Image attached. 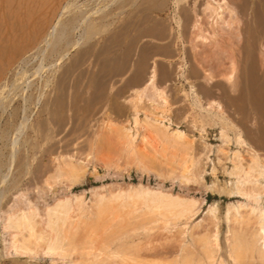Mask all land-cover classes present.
<instances>
[{
  "label": "bare ground",
  "instance_id": "bare-ground-1",
  "mask_svg": "<svg viewBox=\"0 0 264 264\" xmlns=\"http://www.w3.org/2000/svg\"><path fill=\"white\" fill-rule=\"evenodd\" d=\"M93 1L96 0H85L78 4L76 0H67L58 16L66 13L68 16L49 25L39 39L25 50L27 54L20 57L16 65L7 67L0 77V111L3 112L10 105L16 91L24 86H32V91L38 93L36 100H39L38 91L48 87L56 73L51 68L42 75L43 61L52 63L65 54L66 46L72 42L88 40L97 26L91 20V14L101 13V25L107 23L104 19L111 14L105 11L108 5L95 8L97 3ZM135 1L123 0L120 3L130 7L129 4ZM171 4L174 13L170 18L175 24L176 36L173 35L172 43L162 48L166 52H161L162 55L169 56L166 57L167 65L159 63L158 66V62L152 60L146 78H141L139 73L140 77L135 83L138 88L134 92L138 94V102L143 94L149 97L150 105L148 111L143 112V123L140 124L139 109L133 102L122 125L112 130L121 139L126 153H137L140 159L152 155L149 159L178 164L184 179L200 181L211 193L230 201L223 211L217 200L211 202L202 217L194 221L201 209L198 198L138 181L129 183L131 185L125 188L121 186L103 192L92 188L88 200L84 191L68 192L40 206L19 190L15 175L8 179L14 161L20 157V146L24 148L23 165L27 168L29 159L34 155L33 149L39 145L30 135L21 144L19 142L27 121L28 106L23 105L18 107L20 112L22 110L23 120L11 121V113L8 116L12 118L11 122L0 131V185L4 186L0 189V244L4 247L0 258L3 255L18 261L25 258L22 259L23 264H41L42 260L48 261V264H264V128L258 132L245 130L232 118V109L228 110L233 104H237V108L238 102H243L256 112L255 119L264 115V0H172ZM169 24L162 21L159 26L157 23L156 28L160 33L164 31L167 38L171 31ZM7 25L1 55L6 49H15L19 45V40L13 41L17 38V20ZM76 29L79 30L77 38L74 35ZM187 35L190 37V50L197 54L200 52L197 50L199 46L202 49L209 44L221 43L217 45L223 47V53L226 52V69H232L225 83L217 82L211 73L205 75L208 77L205 83L209 85H196L197 81L192 83L188 80V72L195 70L188 65V71L186 52L180 56V63L173 61L177 53L175 39L180 40L183 48L182 37ZM200 53L205 54L204 51ZM35 55L40 58L38 63L30 65V71L27 64ZM197 57L194 55L192 59ZM220 65L221 69L223 63ZM133 66L137 67L135 64ZM236 69L240 72L239 79L232 75ZM30 75H38L39 79L36 78L34 83ZM181 82L188 83L186 92L183 88L182 91L190 109H195L199 121L209 125V128L197 126L193 119L187 134L178 126L173 127L169 112L158 108L175 101L173 98L176 95L168 94L167 88L170 90L172 85L179 88ZM28 98L23 96L24 103L27 101L29 105L32 100ZM211 134L218 144L209 142ZM253 138L260 146L252 141ZM196 142L200 143L201 152L196 149L193 153ZM52 160L55 161L53 172L43 179L47 188H50L52 181H67L71 186L75 177L83 171L81 161L71 155L54 157ZM207 173L209 183L205 180ZM218 173L223 175L222 180L218 178ZM12 191L15 192L11 197L16 201L23 198V203L8 205L3 210V198ZM90 220L93 226L96 224L93 230H99L91 233L98 235L97 232L103 230L104 233L100 234L97 244L90 233L79 246L81 242H75V232L83 222L90 225ZM98 220L103 224L96 223ZM93 226L90 225V228ZM103 226L105 229H101ZM102 234L105 236L101 237ZM149 236L150 240L144 246Z\"/></svg>",
  "mask_w": 264,
  "mask_h": 264
},
{
  "label": "rangeland",
  "instance_id": "rangeland-1",
  "mask_svg": "<svg viewBox=\"0 0 264 264\" xmlns=\"http://www.w3.org/2000/svg\"><path fill=\"white\" fill-rule=\"evenodd\" d=\"M66 1L67 0H0V44H3V46L0 45V51L2 47L4 49L5 37L7 35V23L17 20L18 26L15 31V36L17 38L13 41L17 42V40H19V45L15 49L8 48L2 55L0 54V77L4 74L7 67L16 65L18 59L27 54L25 50L39 39V36L44 33L49 25L55 24L58 19H64L68 16L67 13L58 16L61 6H63ZM84 1L85 0H76L78 4ZM122 1L123 0H114L113 2H110V0L93 1L94 4L97 3L95 8L99 6L104 8V5H108L105 11L108 10L111 14L104 19V22L107 23L104 26L101 25L100 19L103 17L101 13L96 12L91 14V20L97 24V26L95 32L88 40H82L79 43L72 42L70 45L66 46L67 51L65 54L52 63H50L49 60L43 61L44 68L41 71L42 75H45L51 68H54L56 73L49 86L45 87L43 91H38L40 93L39 100H36L38 93L32 91V86L28 88L24 86L22 89L16 91L15 98H13L10 105L3 112L0 111L1 131L6 124L13 120L15 122L22 121L23 113H21L22 110L21 112L19 111L18 107L23 105L28 106L26 110L27 121L24 128L28 135L23 131L24 135L23 133L20 135L19 142L21 144L22 141L30 135V137L39 144L33 149L32 153L34 155L29 159L27 168L23 165L24 158L22 156L24 155V148L22 145L20 146V152H18L20 157L14 161L11 168L12 173H9L8 179H11V176L15 175V177L18 178L19 190L24 191L28 199L35 201L40 206H42L43 203L51 202L53 200L52 198L60 197L62 194L67 195L68 192L74 194L84 191L85 198L88 200L90 194L89 190H92V188L99 192H103L102 190H114L121 186L125 188L139 181L140 183L143 182V184H149V186H160L164 189H170L175 193L179 192L186 196L198 198L197 200L201 201V209L199 211L200 214L198 213L194 221H198V219L202 217L208 204L213 201L217 200L216 202L219 203L221 208L220 210L223 211L222 209H224V206L230 200L211 193L202 182V185L199 183L200 181L191 182L190 180L187 181L184 179L181 176L178 164L176 165L170 162L166 164L165 162H159L157 159L152 160L149 159L150 155L148 158L145 157V159H140L137 157V153L136 155L126 153L122 147L121 139H119L117 134H115L116 132L112 130L113 127L119 126V124L122 125L124 119L129 114L133 102L137 104L139 109V116L141 118L140 124L143 123V112L148 111L150 105L148 100L149 97L143 94L141 101L138 102V94L134 92V90L138 88L135 83L140 77V74L141 78H146L145 75L147 76L148 74V67H150L152 60H156L158 66L159 63L167 65V60L165 59H149L150 51L145 50L140 52L139 50H141V48L139 49V46L152 47L162 42L161 39L157 38L160 33L156 29L159 26V22L162 21L170 23L169 28H171V37H166L168 43H172L171 39L173 35L176 36L175 24L170 18L174 13V8L171 4L172 0H136L134 4H129L131 8L128 7V5L125 6L123 3H120ZM163 5L164 7L166 6V8H164ZM149 30H152L156 37L153 33L148 32ZM78 34L79 30L76 29L74 34L75 38H77ZM186 38H188V41L190 38L189 35L182 37L185 45L183 48L181 47V42H179L180 40L177 38L175 39L177 43H174V45L177 53L175 55L176 58L173 57V61L175 63H180V56L182 54L184 56L186 52L187 55H185V60H187V57L188 71L190 67L192 70L196 71L191 72L190 70V72H188V80L192 83H196L197 81L196 85L203 83L208 84L207 82L205 83L208 78L207 76L205 77V75L211 73L217 82L223 81V83H225L227 81L226 76L232 69H226V67H228V62L225 59L226 52L223 53L225 50L222 49V46L220 48L218 47L217 44L220 42L217 44H209L208 46L206 45L205 47L207 48L203 46L204 44H200L203 48L201 49V46H199L197 50H200V52L204 51L205 54L200 52L197 54L190 50L191 43L188 41V44ZM206 50L207 53L205 52ZM138 51L139 53H137ZM194 55H198L197 59H192ZM218 56L223 58H218ZM39 58V55H35L31 61H29L27 67L30 68L31 64L38 63ZM212 58H214V61ZM217 59H220V64L223 63V69L222 67L220 69L221 65L217 62ZM124 61H126V63H124ZM133 63L137 67H134ZM191 65H195L196 69L195 67L193 69ZM214 65H217L219 68L218 71L216 70L217 67L214 68ZM31 70L30 68V71ZM145 70L147 72H145ZM219 71L220 74L218 73ZM196 73H199L200 76ZM239 73V70L236 69L232 75L234 78L239 79ZM37 76L38 75H30L29 78L35 83V80L39 79ZM186 84L188 83L181 82V87L179 88L173 87V85L171 87L172 89L170 88L169 90L167 88L168 94L176 95V97L174 96L176 99L173 98L175 101L170 102V105L163 107L159 106L158 108L161 110L164 109L171 114L174 128L178 126L189 134V130L191 129L189 125L193 119L196 120L195 124H197V126L204 125L206 128L210 126L199 121L196 114L197 111L195 109H190L184 93L186 92L185 89H187ZM226 85H229V83ZM174 88H178V90ZM182 88L185 90L184 92ZM173 89L175 91H173ZM176 92L177 94H175ZM23 96L26 98L31 97L32 103H29V105L27 101L24 103ZM235 105L237 104H233L228 110L232 109L233 115L230 111L232 118L236 120L237 124H241L243 129L258 132L264 128V115L257 120L255 119L256 112L252 110L250 106L244 105L243 102H238L239 106H237V108ZM16 108L17 113L14 111ZM11 113L13 119L11 117L10 119L8 118ZM29 125L31 127H28ZM209 139V142L212 144L219 143L214 139L212 134L209 136ZM253 139L252 141L260 146L256 138ZM196 144L198 143L196 142ZM196 144L194 145L193 153L196 149L197 152H201L200 143L198 145ZM69 155L81 161L83 171L81 170L78 177H75L71 186L67 181H52L49 186L50 188H47L43 183V179L53 172L52 167H54L55 161L53 162L52 159L58 156ZM105 162H107V164ZM209 170L208 168L207 171ZM218 176L220 180L223 179L221 173H218ZM205 180L209 183L208 173L206 174ZM0 186V189H3L4 186ZM14 192L15 191L8 192L3 198L1 204L3 210L6 209L8 205L15 203L17 205H22L23 198L16 201V199L14 200L11 197V194ZM90 221V225L93 226L92 220ZM101 222L102 221L99 222L98 220L96 223ZM86 223L88 224V222L81 223L84 226L81 227V225L80 228L78 227L79 229L77 228L78 232H75V242H81L79 246H82L91 232L98 230H93L96 224L90 228V225ZM101 229H105L104 226ZM97 233L98 235H96V232L91 233L92 235L90 236L94 237L96 244L99 242L100 234L104 233V230L103 232L101 231V233ZM106 233L108 232H105V234ZM105 234H102L101 237L105 236ZM150 236L149 239H145L144 246H146L147 242L150 240ZM3 250L4 247L1 243L0 252L3 253ZM22 259L24 260L25 258H21V260L18 261L3 255L0 258V264H23ZM40 263L48 264V261L42 260Z\"/></svg>",
  "mask_w": 264,
  "mask_h": 264
},
{
  "label": "crops",
  "instance_id": "crops-1",
  "mask_svg": "<svg viewBox=\"0 0 264 264\" xmlns=\"http://www.w3.org/2000/svg\"><path fill=\"white\" fill-rule=\"evenodd\" d=\"M148 32L153 33V35H154V32L152 30H149ZM157 38L161 39L162 42L160 44L154 45L152 47L151 46L150 47H147V46H142L141 45V46H139V48H141L142 51H145V50L150 51V53H149V59H165V60H167L166 57H169V56L166 55V57H165L161 53V52L166 53L165 50H164L166 48L164 46H166V44L168 43V39L166 38V33L163 31L162 33H160V35ZM174 47H175V45H174ZM162 48H164L163 51H162ZM159 49H161V50H159ZM175 49H176V47H175ZM157 51H158V53H157Z\"/></svg>",
  "mask_w": 264,
  "mask_h": 264
}]
</instances>
